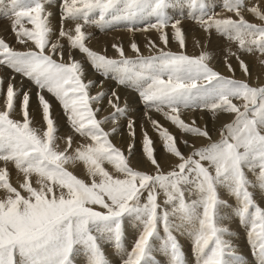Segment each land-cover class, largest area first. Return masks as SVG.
Wrapping results in <instances>:
<instances>
[{
  "label": "snow or ice",
  "instance_id": "1",
  "mask_svg": "<svg viewBox=\"0 0 264 264\" xmlns=\"http://www.w3.org/2000/svg\"><path fill=\"white\" fill-rule=\"evenodd\" d=\"M0 21L21 46L0 34V264H246L231 220L264 264V0H0ZM117 27L159 43L89 46Z\"/></svg>",
  "mask_w": 264,
  "mask_h": 264
},
{
  "label": "rangeland",
  "instance_id": "2",
  "mask_svg": "<svg viewBox=\"0 0 264 264\" xmlns=\"http://www.w3.org/2000/svg\"><path fill=\"white\" fill-rule=\"evenodd\" d=\"M216 3L217 4H219V1L218 0H216ZM217 10H219V9H217ZM249 19H251V17H249ZM185 28L186 29H192L193 27H194V25H192L191 24V22H185ZM7 27V21H0V34H2L3 36H4V38L6 39V40H8L10 43H12V44H14L16 47H21L20 45H16L15 44V41H14V38H13V36H12V34L10 33V32H3V29L4 28H6ZM92 29H94V31H95V28H91V30H90V32H92ZM88 30V31H89ZM124 29L122 28V27H117L116 29H112V30H109V31H106V32H98L99 30H97L96 29V33L95 34H93V37L91 38V41L89 42V46L91 47H96V49H98V48H101V47H97V46H99L98 44H100L101 45V43H102V40L104 41V40H107V39H110V37L111 36H114V37H117V36H120L121 34H123V33H126V34H129V35H131L130 37H131V41L135 38V41L136 42H139L138 40H139V38H141L142 36V38H147V35H148V33H146V34H143V32H137V33H135V35L133 36L132 34H130V33H128L127 31L125 32V30L123 31ZM113 31L115 32V34H113ZM119 31V32H118ZM111 32H112V34H111ZM198 32V33H197ZM92 33H94V32H92ZM150 33V32H149ZM191 33L193 34V35H195V36H199V37H201V35H202V33H199V31H196L195 33H193V32H191V31H189V35H191ZM105 34V35H104ZM119 34V35H118ZM142 34V35H141ZM137 35V36H136ZM141 37H140V36ZM139 36V37H138ZM144 36H146V37H144ZM197 36V37H198ZM155 37H157V35H156V33H155ZM106 38V39H105ZM137 38H138V40H137ZM102 39V40H101ZM157 39V38H156ZM100 42V43H99ZM116 42H118V44H120L119 43V41H116ZM156 42L157 43H159V41L158 40H156ZM96 43V44H95ZM141 42H139L138 44L139 45H142V43L140 44ZM92 44V45H91ZM95 44V45H94ZM94 45V46H93ZM174 45V47H172ZM189 45V44H188ZM223 45V41H218V40H216L215 38H213V41H212V44L210 45V47H211V49L212 50H214L215 52H216V56H215V59L213 60V64H214V66L215 67H217L219 70H221L222 69V59H223V57L221 56V54H220V48H221V46ZM189 47V46H188ZM170 48H171V50L172 49H174L173 51H175V49H176V45H175V43H172V44H170ZM94 49V48H93ZM95 49V50H96ZM128 49H129V47H128ZM130 50V49H129ZM177 50V49H176ZM98 51V50H97ZM187 51H188V53L190 54V51H189V48H187ZM198 51H199V49H197L194 53H198ZM143 52V51H142ZM194 53H191V54H194ZM78 54V53H77ZM145 54H148V51H147V53L145 52ZM130 55H133V54H131V52H130ZM110 56V55H109ZM82 56L81 55H79L78 54V57H77V55H76V58L77 59H82L81 58ZM246 58V59H245ZM244 59L247 61V62H249V65H250V62L251 63H253L254 62V58L253 57H248V56H246V57H244ZM248 59V60H247ZM250 59V60H249ZM252 60V61H251ZM85 64V66L88 64L87 62L86 63H84ZM218 64V65H217ZM252 65V64H251ZM235 66V65H234ZM3 70V71H2ZM2 70H0V75H4V76H7V75H9V73H8V71L7 70H4V69H2ZM254 77H256V78H258V77H261V76H264V69L263 68H261L258 72H256L254 75H253ZM96 77V76H95ZM98 78H100V77H98ZM256 80V79H255ZM255 80H253L252 82H254L255 83ZM257 81H259L260 82V80L259 79H257ZM15 83H16V86L19 88V87H21V78L19 77V78H16V81H15ZM261 83V82H260ZM264 83V82H263ZM23 87H24V89L25 90H27V88H30L31 86H30V84L27 82V81H25L24 82V84H23ZM33 91H34V89H32ZM122 90H125V89H120V94H122L123 93V91ZM127 93L126 94H128V95H126L125 96V98H127L128 99V101L130 100V102L129 103H132L133 105L135 104V105H139L138 103V96H137V94L136 93H134V92H131V91H126ZM122 100H123V98H122ZM131 104V105H132ZM135 105L132 107V109H135ZM56 109H55V108ZM60 109H59V107L58 106H56L55 104L53 105V115H55L56 117H57V121H58V123H60L61 125H62V127H63V117L61 116V110L59 111ZM143 111H144V109H143V107H140L138 110H137V113H138V117L140 116V117H142L143 118ZM60 113V114H59ZM154 115V114H153ZM155 117H157V119H158V117H160L158 114H155ZM205 118L207 119L208 117L207 116H205ZM163 119V118H162ZM160 121H161V123L162 124H166L167 122L166 121H163V120H161L160 119ZM164 122V123H163ZM166 122V123H165ZM201 123H203V121H201ZM169 125V124H168ZM169 126H171V125H169ZM168 126V127H169ZM172 127V126H171ZM170 127V128H171ZM209 127H211V124H209ZM64 129V130H63ZM67 129L65 128V127H63V128H61V131L63 132V131H66ZM171 130H173L174 131V133L175 134H177V138L179 139L180 137L178 136L179 134H178V132H176L175 131V129L172 127V129ZM138 133H139V131H138ZM137 138H138V135H137ZM155 139V138H154ZM139 140V139H138ZM137 140V141H138ZM114 142L115 143H117L118 145H121V146H124V147H126V145H127V142H128V138H127V135L125 134L124 135V137H123V139L120 137V136H116V137H114ZM138 143H139V141H138ZM137 143V144H138ZM139 145V144H138ZM157 145L158 146H156L157 147V150H160V144H159V142L157 141ZM184 148H183V146H182V150H183ZM157 153H160V151H158ZM137 158V157H136ZM143 167H147V165H143ZM258 199L260 200V196L258 195ZM257 199V200H258ZM235 223V222H234ZM230 224V227L231 228H234L233 227V221L232 222H230L229 223ZM240 227V226H239ZM237 237V236H236ZM237 239V240H236ZM235 240L233 239V242L238 246V251L239 252H241V250L239 249V245L241 244L242 245V243L241 242H243L242 241V239H241V237H237ZM240 241H239V240ZM244 239H245V236H244ZM239 241V242H238ZM245 242H246V239H245ZM129 243H130V241H129ZM247 243V242H246ZM247 245V248H248V251H250V249H249V246H248V244H246ZM106 250V252H109L108 254H110V252H111V249L110 248H106L105 249ZM110 250V251H109ZM242 253V252H241ZM251 261L254 263V260L251 258Z\"/></svg>",
  "mask_w": 264,
  "mask_h": 264
},
{
  "label": "bare ground",
  "instance_id": "3",
  "mask_svg": "<svg viewBox=\"0 0 264 264\" xmlns=\"http://www.w3.org/2000/svg\"><path fill=\"white\" fill-rule=\"evenodd\" d=\"M219 1V0H218ZM54 21H55V18H54ZM89 30V29H88ZM91 30V29H90ZM89 30V31H90ZM95 31H96V29H95ZM94 31V29H92V32H94L93 34H95L96 32ZM124 31V30H123ZM98 32H100V31H98ZM119 32V31H118ZM126 32V31H125ZM198 33V32H197ZM200 33V32H199ZM111 34H112V32H111ZM113 34H115V32L113 31ZM143 34H146V33H143ZM105 35V34H104ZM119 35V34H118ZM142 35V34H141ZM131 35H129V34H126V33H123V34H121L120 36H117V37H114V36H111L110 37V39H107V40H102V43H101V45L100 44H98L99 46H97V47H101V48H98V49H96V47H92V48H94V49H96V50H98V51H102L103 49H105V48H107V54L108 55H110V56H114L115 55V52H114V50L111 48V44L112 43H118V42H116V41H119V43L120 44H123V46L125 47V50H126V52H127V54H129L130 55V50L128 49V45H129V43L131 42V37H130ZM137 36V35H136ZM140 36V35H139ZM138 36V37H139ZM194 35L191 33V35H189V39H188V48H189V51H190V54L191 53H194L198 48H194V46H193V40H192V37H193ZM198 36V35H197ZM196 36V37H197ZM202 36V35H201ZM93 37V36H92ZM141 37V36H140ZM143 37V36H142ZM139 38V40H138V38H137V40L139 41V42H141L142 43V45H139L140 46V49H141V51H143V53L145 54V52L147 53V49L145 48V43H146V38ZM144 37H146V36H144ZM148 37H151L153 40H158V39H156L157 37H155V32H150V33H148V35H147V38ZM199 37V36H198ZM106 39V38H105ZM134 40H135V38H134ZM91 41V40H90ZM139 42H137V43H139ZM100 43V42H99ZM140 43V44H141ZM96 44V43H95ZM94 44V45H95ZM92 45V44H91ZM93 45V46H94ZM172 47H174V45L172 46ZM176 49H177V47H176ZM176 49H175V51H176ZM172 50H174V49H172ZM131 54H133V53H131ZM80 55V54H79ZM77 57H78V54H77ZM82 58V57H81ZM254 58V57H253ZM246 59V58H245ZM248 60V59H247ZM250 60V59H249ZM252 61V60H251ZM86 63V62H85ZM235 61L233 60V65H235ZM249 63V62H248ZM252 64V65H251ZM218 65V64H217ZM250 69H251V72H252V76L256 73V72H258L261 68H263L264 69V67H261L260 65H259V63L256 61V59L254 58V62L253 63H251L250 62ZM84 68H85V71H86V74H87V76H86V78H96V79H101V78H98L97 76H96V74L93 72V70L91 69V67H90V65L89 64H87L86 66H85V64H84ZM0 70H2V69H0ZM3 71V70H2ZM221 71H225V69L223 68V66H222V69H221ZM225 74H227V73H225ZM96 76V77H95ZM236 76L238 77V78H244L243 77V73L242 72H240L239 71V69H237V72H236ZM17 78H19V76H17ZM256 79V80H255ZM258 79L260 80V82L261 83H263L264 82V76H261V77H258ZM253 80H255V83L256 82H259V81H257V78L256 77H254L253 76ZM259 82V83H260ZM106 86L107 87H116V85H115V83L114 82H110V81H108V82H106ZM27 90H29V88H27ZM33 91V90H32ZM93 91H95V89L93 90ZM119 91H120V89H119ZM123 91V93L122 94H120L121 95V97L124 99L125 98V96L126 95H128V94H126L127 92V89H125V90H122ZM129 91V90H128ZM138 98V97H137ZM129 102H130V100H129ZM54 104H55V102H54ZM130 104H132V103H130ZM139 104V103H138ZM56 106H58L57 104H55ZM135 105V104H134ZM133 104H132V107L134 106ZM59 107V106H58ZM140 107H142V105H135V109H134V112H133V115H134V117H135V119L137 120V124L139 125L141 122H142V120H143V118L142 117H138V113H137V110L140 108ZM55 108V107H54ZM56 109V108H55ZM60 109V108H59ZM32 110H33V115L35 116L36 115V113H35V101L33 100V105H32ZM60 111V110H59ZM61 112V111H60ZM60 114V113H59ZM155 115V114H154ZM196 115V117H197V119L199 120V116H200V113H196L195 114ZM55 116V115H54ZM18 118V117H17ZM157 118V117H156ZM37 119H38V117H37ZM59 119V118H58ZM57 119V120H58ZM158 119L160 120H163L162 119V117H158ZM206 119V118H205ZM164 121V120H163ZM164 123V122H163ZM166 123V122H165ZM166 127H168L169 125H168V123H166V124H164ZM171 126H169V128H170ZM63 128V127H62ZM172 129V127L170 128V130ZM175 129V128H174ZM64 130V129H63ZM138 131H139V129H138ZM148 131H149V134L150 135H152L153 136V139L155 138L156 139V136H155V133H153L152 132V130H151V128H150V126L148 127ZM171 131H173V130H171ZM175 131L176 132H178L176 129H175ZM174 132V131H173ZM178 134H179V132H178ZM177 135V134H176ZM179 137H180V134L178 135ZM139 139V133H138V138H137V140ZM154 139V140H155ZM139 141V140H138ZM138 141H137V143H138ZM139 144V143H138ZM156 146H158L157 144H156ZM160 148V147H159ZM183 150H185L186 151V149H183ZM158 151H160V153H157V156H158V158H161V160H162V162H163V154H162V152H161V150H157V152ZM139 157L137 156V158L136 159H138ZM257 199H258V195H257V197H256ZM259 200V199H258ZM233 221V227L234 228H231L232 229V231L235 233V236H234V240L237 238V237H241V239H242V241L243 242H241L242 243V245L240 244L239 245V249L241 250V252H242V254L244 255V257L246 258V264H254L252 261H251V258L253 259V257H252V255H251V252L250 251H248V248H247V243L245 242V239H244V236H245V233H244V230H243V228H241V227H239V225H238V222H236L235 220H231V221H227L226 223H230V222H232ZM235 222V223H234ZM230 225V224H229ZM232 227V226H231ZM237 236V237H236ZM237 240V239H236ZM239 240V239H238ZM240 241V240H239ZM238 241V242H239ZM180 242H181V244H182V246H183V248H184V250H185V252L187 253L188 252V242H187V240L184 238V237H180ZM110 251V250H109ZM240 252V253H241ZM107 253H109V252H107ZM109 258H112L111 257V252H110V254H109ZM188 259L189 260H191L192 258H191V256L189 255L188 256ZM157 260H158V264H166V259H165V257L164 256H162V255H159V254H157ZM254 260V259H253Z\"/></svg>",
  "mask_w": 264,
  "mask_h": 264
}]
</instances>
